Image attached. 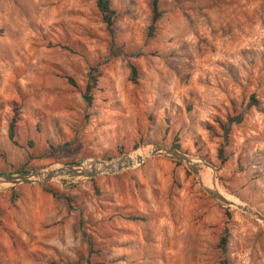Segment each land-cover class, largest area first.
Wrapping results in <instances>:
<instances>
[{"label": "rangeland", "instance_id": "rangeland-1", "mask_svg": "<svg viewBox=\"0 0 264 264\" xmlns=\"http://www.w3.org/2000/svg\"><path fill=\"white\" fill-rule=\"evenodd\" d=\"M108 1L111 33L93 0H0V173L177 145L200 179L264 217V0H158L151 35L150 0ZM232 113L223 139L215 120ZM176 161L0 184V264H264V224Z\"/></svg>", "mask_w": 264, "mask_h": 264}, {"label": "water", "instance_id": "water-1", "mask_svg": "<svg viewBox=\"0 0 264 264\" xmlns=\"http://www.w3.org/2000/svg\"><path fill=\"white\" fill-rule=\"evenodd\" d=\"M156 155H164L174 160L182 162L186 169L193 175L198 184L199 188L210 198L216 200L218 203L233 207L242 213H245L254 219L264 224V217L257 211L238 204L235 205L227 201L214 187L206 188L202 186L195 163L192 162L191 158L187 157L184 153L175 150L171 147L164 145H154L149 148V151L144 157H137L134 161L128 158V155H123L114 161H100L93 159L88 163L87 167L81 165H61L51 169H34L29 172H23L19 174H6L0 173V184H6L9 186H15L20 184H33L38 187H43L47 182L60 177V176H71V177H83L91 178L97 174H114L122 170L131 168L135 165H140L148 157ZM86 163V162H85Z\"/></svg>", "mask_w": 264, "mask_h": 264}, {"label": "trees", "instance_id": "trees-1", "mask_svg": "<svg viewBox=\"0 0 264 264\" xmlns=\"http://www.w3.org/2000/svg\"><path fill=\"white\" fill-rule=\"evenodd\" d=\"M93 2H94V6H95L97 12L100 15L101 21L105 25L108 32L111 33L112 32L113 18H114V11L111 9V7L109 5V1L108 0H93ZM150 11H151V21H150V25L147 28V30H148L147 33L149 35L152 34L154 24L160 17V11L158 10V0H150ZM130 71H131V80H133L134 75H135V68L133 66H131ZM96 78H97V75L95 74V72L92 68L87 73V80H86V83L84 85L83 92L81 93V97L86 104H89L91 101V90L96 85ZM65 80L69 85L74 86V83L72 82V80L69 77H65ZM256 103H257V101L252 96H250L248 104L253 106V105H256ZM241 119H242L241 113H232V115L227 116L225 118V122H221L220 120H215V123L217 124L218 128L222 132V138L223 139H225L227 137L230 126L233 124H237V123L241 122ZM16 122H17V115H16V110L14 109V110H12L11 116L7 120L6 137H7L8 141L12 145H15V146L18 145L16 140H15V130H14ZM28 144H30V143H28ZM170 147L175 149V150L178 149L177 145H172ZM217 159L220 160L221 162L224 161V158L222 156V150L220 147L217 149ZM176 162L179 163V161H176ZM15 173H23V171L18 170ZM130 218H132V217H130ZM225 243H226V237L223 235L219 238V241H218V247L220 250H224Z\"/></svg>", "mask_w": 264, "mask_h": 264}, {"label": "bare ground", "instance_id": "bare-ground-1", "mask_svg": "<svg viewBox=\"0 0 264 264\" xmlns=\"http://www.w3.org/2000/svg\"><path fill=\"white\" fill-rule=\"evenodd\" d=\"M148 151H149V150H143V151H141V152H139V153H136V152H135V153H132L130 156L128 155V158H129L130 160L134 161L138 156H139V157H144ZM192 162H193V161H192ZM87 165H88L87 162L83 164L84 167H87ZM200 181H201L202 186H204V187H206V188H209V189H210V188L214 187V184H213V183H215V182H212L211 179H210V177H208V176L206 177V175H205V176H201ZM214 188H215V187H214ZM219 192L221 193V195H222L227 201H229V202H231V203H233V204H235V205H238V203H237L234 199H232V198H230L229 196L225 195L224 192H223V193H222L221 191H219ZM230 206L233 207V205H230ZM233 208H234V207H233Z\"/></svg>", "mask_w": 264, "mask_h": 264}]
</instances>
